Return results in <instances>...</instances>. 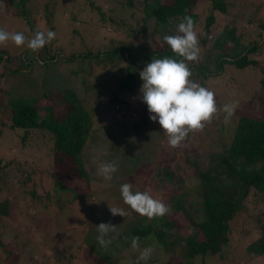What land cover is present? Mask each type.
Returning <instances> with one entry per match:
<instances>
[{
    "label": "rangeland",
    "instance_id": "1",
    "mask_svg": "<svg viewBox=\"0 0 264 264\" xmlns=\"http://www.w3.org/2000/svg\"><path fill=\"white\" fill-rule=\"evenodd\" d=\"M6 1L2 0L3 7H0V28L9 32H23L28 38L34 36L37 30L45 33L51 30L56 33V38L38 53L32 52L26 45L17 47L11 41L6 45H0V54L5 53V57L9 55L8 59L0 63V87L2 85L6 90L0 91V200L7 198L11 203V213L0 222V232L3 233L4 241L13 238L18 240L19 243L12 242L8 247L11 252L18 253L14 257L19 258L16 264L24 262L22 259L24 247L35 249L32 253L30 251V254L34 259L35 255L38 256V264H105L106 259L109 261L110 257L118 258L117 264H130L144 249L142 243H139L138 249H133L131 244H127L130 225L143 224L144 220L124 203L120 186L129 183L135 192L148 191L154 198L164 203H167L168 198L166 194H157L154 189L155 179L152 178V165L149 166V162L147 169L140 167L138 176L130 180L122 177L126 176L129 167L122 173L124 167L119 162L117 164L119 170L113 174L112 179H104L98 172V165L110 162V157L121 160L117 150L111 155L109 146L115 143L122 146L123 150L130 151V146L137 142L140 146L136 154L145 157L147 161L152 159L156 152L150 147L157 146V151L160 150L156 155L159 161L170 162V166H173V163L185 165L186 161H200L203 164L202 161L209 154L219 151L218 143L229 142L239 114L264 118V93L257 104L248 102L253 93L261 87L264 43L261 40L257 51L249 54V58L256 63H249L244 67L224 63L221 72L208 76L205 81L204 87L215 93L218 106L236 103L235 113L230 121L225 123V114L221 111L202 131L192 132L180 147L172 148L168 145L167 136L158 121L150 131L146 123L145 127L134 125V121L141 119L143 110L148 109L144 102L142 108L140 104L139 107L136 106L137 102L142 100L137 99L141 95L140 91L137 93L119 91L111 96L117 89L115 83L122 77V73L109 71L104 67V63H96L95 57H76L70 61L61 58L88 51H102L110 47L111 39L125 36L124 33L112 29L114 21L119 17L124 24L125 33L145 27L142 32L136 31V38L133 36L132 38L150 44V41H153L151 33L154 31L155 21L150 17L144 24V0H132L131 5L127 0H24V3L22 0H16L13 5L6 4ZM226 1L228 10L226 13L218 14L215 22L216 31L236 24L244 32V39L241 42L244 46L250 36L259 31L258 25L264 22V0ZM103 3L104 6L101 5ZM197 10L204 13L203 4H198ZM114 13L116 18L112 20L113 16L110 15ZM160 33L162 34L160 43H163L165 35L177 34V27L174 30L168 28ZM200 50L208 51L205 46ZM49 56H56V60H50ZM29 64L32 65L31 70L26 68ZM119 64L123 68L127 65L125 61ZM217 67L219 65H211L209 68L216 71ZM11 70H14L11 74L15 75L8 73ZM65 88L75 89L85 107L91 112L92 130L83 149L84 167L94 180L91 185L89 182L87 184L86 177L80 176L78 170L62 165V174L70 175L71 179L53 171L50 141L40 135L39 131L33 133V136L22 145L20 138L22 129H13L8 123L9 100L19 98L30 102L37 100L40 104V117L43 118L47 116L46 109L49 106L55 113L64 108L59 96L47 98L45 92H58ZM126 110L135 113H127ZM146 138H150L149 142H141ZM4 164L7 165L1 167ZM15 165L25 166L28 170L21 171L15 176L12 170ZM147 175L150 182L145 184ZM19 178L27 179L20 183ZM195 180L197 179L191 172H187L185 183L191 187L192 192H195ZM62 181L68 187H72L69 188L71 191L65 189L69 196L73 197V194L80 193L78 190L80 187L83 193H86V189L89 190L90 199L84 203L80 199L68 203V196L65 197L66 194L58 186ZM46 193H49L51 198L43 204ZM35 195L37 197H34ZM262 195L264 196V193ZM192 199L191 203L195 207L199 198L194 196ZM109 206L124 209L128 213L127 217L113 216ZM263 206L261 201L256 202L250 195L247 205L230 221V243L224 248L223 257L208 255L201 260V257L196 256L191 261L192 264L264 263V259L248 255L245 249L249 242L264 232V219L261 220L263 224L256 221L262 213ZM185 220L187 229L185 231L191 232L193 225L191 223L188 225L190 220L188 215ZM109 222L117 229L116 232L109 234V237H114L112 243L103 248L102 255L106 256L105 259L96 253V250H91V247L95 249L99 247L97 225ZM29 240H32L33 245L29 244ZM24 241H27L28 245L22 247ZM151 247L154 248V252L146 264L171 262L169 253L161 246ZM3 254L0 252V264H8L3 260Z\"/></svg>",
    "mask_w": 264,
    "mask_h": 264
},
{
    "label": "trees",
    "instance_id": "2",
    "mask_svg": "<svg viewBox=\"0 0 264 264\" xmlns=\"http://www.w3.org/2000/svg\"><path fill=\"white\" fill-rule=\"evenodd\" d=\"M131 1L127 0V3L131 5ZM15 2L16 0H7L6 4L13 5ZM198 4H203L204 13L198 12ZM101 5L104 6V3ZM97 7L101 8L100 6ZM143 9L145 12L144 24L150 17H153L155 21V28L151 33L153 41H150V44H144L132 38V36L136 38V31L142 32L145 27L132 29L131 33L129 31L125 33L124 24L119 17L114 21V27L111 26L112 29L124 33L125 36L111 39L110 47L102 51H88L69 57L61 56V58L70 61L76 57H95L96 63H104V67L108 68L109 71L122 73V77L115 83L117 89L111 93L113 96L119 91L124 93L139 92L140 86L143 84L139 73L146 67L147 63L151 62L152 58L183 59V57L173 53L165 42L160 43V36L162 35L160 32H165L168 28L174 30L186 16L191 17L195 22L200 49L205 46L208 50L207 52L200 50L198 62L186 61L192 72V79L200 83L201 86H204L208 76L221 72L224 63H233L237 67L256 63L252 58H249V54L257 51L261 40L264 43V22L258 25L259 31L254 36H250L244 46L241 44L244 39V32L236 24L225 26L222 30L216 31L215 22L218 14L226 13L228 10L226 0H144ZM22 14L24 15L23 10ZM111 16H113L111 18L113 20L116 18V13L111 14ZM161 26H163L162 29ZM4 55L5 53L0 54V63L9 58V55L6 57ZM49 59L55 61L56 56H49ZM124 61L127 65L123 68L119 63ZM211 65H219V67L216 71H212L209 68ZM26 68L31 70L32 65L29 64ZM12 72L14 70L8 73L11 74ZM260 80L261 87L253 93L248 100L249 103L257 104L261 100L260 98L264 93V70ZM0 91L6 92L2 85ZM55 96H59L63 101V110L55 113L49 106L46 109L48 114L43 118L40 117V104L37 100L30 102L19 97V99L9 100V126L13 129H22L23 133L20 136L22 145L28 141L29 137L33 136V133L39 131L40 135L50 141L53 171L64 178L71 179L70 175L62 174V165L78 170L80 176L86 177L88 179L87 184L89 182L91 185L94 180L84 167L83 157V149L92 130L91 112L85 107L75 89L65 88L58 92H45L47 98H54ZM140 96L137 99H140ZM139 104L142 108L143 101L139 100L136 106L139 107ZM126 112L135 113L130 110H126ZM134 122L137 127L142 125L145 127L146 123L149 131L155 123L150 119L148 109H144L141 119ZM149 139H142L141 142H149ZM133 145L130 146V151H125L122 146L111 143L109 146L111 155L117 150L121 158L118 160L110 157L111 161H115L117 164L121 162L122 167H124L122 173H125V168L129 167L126 176L122 175L123 178L129 180L138 176L140 167L147 169L149 162L148 165H152V178L155 179L154 189L157 194H166L168 201L165 204L168 205L170 211L163 217L153 219H148L136 212L144 221L143 224L132 223L130 225V236L127 244L130 245L132 238L138 236L140 237L139 243H142L144 248L159 245L172 258L169 264H192L191 261L196 256L201 257V260L208 255L223 257L224 248L228 247L227 245L230 243V221L247 205L249 196H253V200L261 201L264 205V196L262 195L264 193V118L239 114L229 137V142L218 143V147L215 145L219 151L214 152L215 154H209L202 161L203 164L200 161H186L185 165L173 163V166H170V162L159 161L156 155L160 150L157 151V146L150 147L156 152L153 158L147 161L145 157L136 154L140 143L136 142ZM6 165L1 167L4 168ZM12 170L15 176H18L19 172L28 169L25 166L18 167L15 165ZM187 172H191L192 176L197 179L195 180V192H192L191 187L185 183ZM26 179L19 178L18 182L24 183ZM148 182H150L149 176L146 177L144 183L148 184ZM58 186L66 194L65 197L68 196V203H73L76 199H80L84 203L91 197L89 190L86 189V193H83L80 187H78L80 193L73 194V197L69 196L68 191H71L69 188L72 187H68L64 181ZM132 191L135 192L134 189ZM194 196L199 198L195 207L191 203ZM50 198V194L46 193L43 197V204H46ZM193 212L196 214L194 215ZM10 213L11 203L7 198L1 199L0 222ZM187 215L190 219L188 225L190 226L189 223L193 225L191 232L185 231L187 230L185 229V217ZM263 219L264 208L256 221L262 223L261 220ZM31 241L29 240V244H32ZM12 242L19 243L16 238L4 241L3 233L0 232V252L4 253L2 255L3 260L7 261L8 264H16L19 259L14 258L18 253L14 251L13 253L8 248ZM26 245H28L27 241L21 244L22 247ZM245 249L248 255L264 259V232L249 242ZM32 250L35 249L24 247L23 256L20 253L24 260L23 264H38V256L35 255L36 259H34L30 254ZM91 250L103 254V247L101 246L97 249L91 247ZM102 256L106 259V256ZM110 258L109 261L106 259L105 264H117L118 258ZM137 259L135 257L130 264H136ZM140 264H145V262L141 261ZM259 264L264 263L260 262Z\"/></svg>",
    "mask_w": 264,
    "mask_h": 264
},
{
    "label": "clouds",
    "instance_id": "3",
    "mask_svg": "<svg viewBox=\"0 0 264 264\" xmlns=\"http://www.w3.org/2000/svg\"><path fill=\"white\" fill-rule=\"evenodd\" d=\"M0 7H3L0 0ZM56 38V33L49 30H37L31 38L23 32H9L0 28V45L9 41L17 47L27 46L34 53H38L46 44ZM164 42L181 60L170 57L152 58L140 71L143 84L140 89L142 101L147 105L150 119L158 121L167 136L168 145L178 148L187 139L190 133L202 131L223 111L225 123H228L235 113L236 103L218 106L215 93L192 79V72L188 62L197 61L200 54V41L195 22L191 17H184L177 26V34L165 35ZM115 161L104 162L98 165L99 174L106 180H111L118 171ZM121 196L125 204L132 210L148 219L163 217L170 211L168 205L154 198L148 191H132V185L124 183L120 186ZM110 207L113 216L127 217L128 213L122 208ZM117 227L109 223L97 225V242L99 246L107 248L114 237L110 233L116 232ZM109 237V238H106ZM140 237H133L131 246L139 248ZM154 252L149 246L140 251L136 264L144 261L145 264Z\"/></svg>",
    "mask_w": 264,
    "mask_h": 264
}]
</instances>
